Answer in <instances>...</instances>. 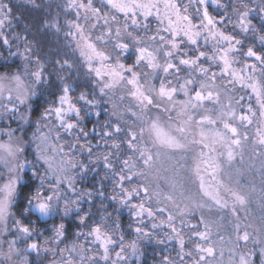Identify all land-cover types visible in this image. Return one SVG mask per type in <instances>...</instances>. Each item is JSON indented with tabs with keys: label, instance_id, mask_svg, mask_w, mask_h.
<instances>
[{
	"label": "snow or ice",
	"instance_id": "snow-or-ice-1",
	"mask_svg": "<svg viewBox=\"0 0 264 264\" xmlns=\"http://www.w3.org/2000/svg\"><path fill=\"white\" fill-rule=\"evenodd\" d=\"M211 3L231 13L217 19L208 0H65L74 16L61 24L57 14L44 28L63 31L70 55L49 62L27 29L5 31L13 7L0 0V264H32V253L50 256L48 264H129L139 261L140 242L153 239L179 246L177 260L160 264H223L226 249L227 264H254L250 241L264 264V215L249 232L239 212L254 187L245 190L236 166L251 149L264 176V27L250 19L254 11L264 19V0ZM80 72L88 87L72 82ZM245 96L255 109L242 110ZM91 116L99 133L87 127ZM98 167L112 181L110 197L103 184L79 187ZM95 195L129 209L135 239H125L103 201L98 220L82 211ZM73 216L87 231L69 240L65 220ZM31 217L52 220L50 234L25 223ZM145 217L160 233L146 230Z\"/></svg>",
	"mask_w": 264,
	"mask_h": 264
},
{
	"label": "trees",
	"instance_id": "trees-1",
	"mask_svg": "<svg viewBox=\"0 0 264 264\" xmlns=\"http://www.w3.org/2000/svg\"><path fill=\"white\" fill-rule=\"evenodd\" d=\"M229 1H224V4H228ZM35 4L39 5V7H35L30 0H11V6L13 7V19H12V31L14 33H20L21 35L25 34V29H27V34L29 35V39L34 40L38 47L39 52L43 55L46 60L49 62H53L55 59L64 56L66 53L70 55L69 50L65 47L67 41L64 39L63 31L59 34V37L51 30H46L44 28L45 21H50L54 16L59 14L61 24H63L65 18H72L74 13H65L64 11V4L65 0H35ZM208 10L209 13L216 18H219L221 15H224L227 12L225 8H217L214 7V4L208 3ZM229 13V12H228ZM253 24L259 25L261 28L264 27V24L259 22L260 18L258 16L253 17ZM258 27V26H257ZM253 40V37L250 35L245 40V43H249ZM3 51V49H1ZM15 63H19L18 58H14ZM3 63V61H0ZM12 63V61H9ZM0 70H3L0 68ZM51 70V68H50ZM53 81H55V76L52 77ZM75 85L79 87H88L85 83L84 74L83 72L80 73H73V81ZM58 86V82L53 86L52 91L55 90V87ZM254 101V99H252ZM248 101V100H246ZM242 104V101H241ZM255 103H253L254 105ZM96 119V120H95ZM107 119L106 114L101 115L99 117V124H103V122ZM97 118L95 116H91L87 120V127L90 130V125L94 124L99 126L96 123ZM100 128V126H99ZM97 139V137L95 138ZM94 139V140H95ZM104 172L105 170L103 167H98L96 171H89L87 175L84 177L83 185L87 190H92L93 186L96 189H100L101 185L103 184V191L106 197H110L112 192V181L111 179H104ZM110 176V173H109ZM103 201V206L107 207L109 213L112 214V219L118 218V222L121 225V231L123 232L124 236L127 240L135 239V233L133 225V217L127 211V207H120L119 205L115 204L110 198H102L98 195H95L91 202L88 201L86 198L83 202V210L86 213L90 212L92 214V220H98L100 215L104 214L103 206L101 204ZM23 208V205H19L17 208L14 209L16 212L17 218H20V212ZM25 223H28L29 220L32 222L33 227H35L38 231L45 230L47 227H50L53 223L52 220L48 221H36L35 217L31 218H24ZM89 221V223L92 222ZM198 223V217L196 218ZM67 225V230L69 234V240L72 239L73 233L79 231H87L86 228L78 225V221L72 217H68L65 220ZM132 227H129V225ZM48 232V231H44ZM140 256L139 261L137 258L132 260V264H160V261L165 257H169L171 259H177V252L176 246L170 243V246L167 244H163V248L165 252L162 250V244L156 245H149L146 246L144 242H140Z\"/></svg>",
	"mask_w": 264,
	"mask_h": 264
},
{
	"label": "rangeland",
	"instance_id": "rangeland-1",
	"mask_svg": "<svg viewBox=\"0 0 264 264\" xmlns=\"http://www.w3.org/2000/svg\"><path fill=\"white\" fill-rule=\"evenodd\" d=\"M225 0H222V3L224 2ZM226 1H229L228 3L232 2V0H226ZM188 0H183V3H187ZM208 3L209 5L212 4L211 3V0H208ZM214 7H216V5H214ZM251 7L255 8L256 7V4L255 3H252L251 4ZM190 10H194V9H190ZM227 12L231 13V9L229 8L227 10ZM261 13H259L258 11H254L250 17V19L252 20V23H253V17L254 16H258L260 18V21L261 23L264 24V19H261ZM218 19V18H217ZM155 24V22L153 21V25ZM255 26L258 28V29H261V27L259 25H256ZM5 31L7 33H11V34H16L12 31V22H11V27H8V28H5ZM250 35V33L248 34V36ZM11 38V37H10ZM21 49H22V44H21ZM0 51H2L0 49ZM12 51H15V48L12 49ZM20 62V61H19ZM129 63H131V61L129 60L128 61ZM238 96L239 95H244L243 92H240L237 94ZM254 99V98H253ZM248 100V101H246ZM248 103H251L253 105V103H255V99L254 101L253 100H249L247 96H245V99L242 101V110L246 112V108H247V105ZM257 106L256 104L253 105V108L255 109ZM96 120V119H95ZM96 127V133H99L100 132V128L99 126H96L94 124L90 125V130L93 128V127ZM255 130V125H253L249 131L250 132H254ZM95 135V134H93ZM97 139H93L92 142L93 144H97V143H100L102 145V141L99 140V137L96 136ZM91 138V137H90ZM101 150H104L103 148L101 149H95L94 148V151H101ZM236 166L238 168L241 169V171L243 172V183L245 184V190L248 191L250 190L249 189V185L253 186L254 187V191L251 192V196H250V204L248 205V209H247V212L241 210L239 212V215L241 216L242 220L244 223H247V224H252V227H250L248 229L249 232H253L255 233V230L256 229H259L261 228V216L264 215V208H262V197H264V176L261 175V158L260 157H253L251 155V149H248L245 153V159H244V163L241 165L239 163V158L237 159V162H236ZM165 175H170V173H164L162 172L161 173V177L165 176ZM111 176V174H110ZM84 180V179H83ZM83 180L79 182V187L81 188H84V185H83ZM158 182L162 188H164L165 190H167L165 184H164V180L163 178L159 179ZM87 190V189H86ZM86 199V198H85ZM85 201V200H84ZM81 202V208H82V211L85 212V210H83V202ZM128 209V208H127ZM129 213V209L127 210ZM86 213V212H85ZM131 215V213H130ZM199 214H197V217H198ZM132 216V215H131ZM245 216H247V219H244ZM133 217V216H132ZM72 218H74L76 220V218L73 216ZM213 219H215L216 217L213 216L212 217ZM57 220L59 218H56ZM231 219V217H226L225 218V221H224V224H225V229H224V234L226 236V238L228 237V235H230L232 233V228H231V224L228 223V220ZM133 225L136 226L135 222H134V217H133ZM145 223L148 225V228L146 230L148 231H155L157 233H160V229H156V230H153L151 228V222L147 219V217H145ZM191 223L193 224H196L197 221H196V218L195 219H191ZM177 224L179 225V221H177ZM79 231V230H78ZM164 231L167 232L169 231V229L167 227L164 228ZM184 233H185V240L188 239V235L190 234L189 233V229L187 227L184 228ZM50 233L49 232H44V236H47L49 235ZM8 239H11V236H8L7 237ZM118 238V237H117ZM160 238H163L162 234L160 236ZM41 240H43V236L40 237ZM72 239H74V236L72 237ZM126 239V237H125ZM127 240V239H126ZM141 242H144V244H146V246H149L151 244L153 245H156L157 243L155 242V240H144V241H141ZM170 243H172L174 246H176V249L179 251V246L178 244L176 243V241H166L164 244L167 246H170ZM142 245V244H140ZM139 245V246H140ZM64 245H61V247H63ZM163 244H162V250L165 252L164 248H163ZM190 247V245L188 246ZM248 249H254L255 251V255L252 257L253 259V262L254 264H262L261 262V257H260V251H259V245H253L251 243V241L249 242L248 244ZM117 251L119 250L118 248L116 249ZM136 257L133 256L131 257L130 261H129V264H132V260H134ZM30 261H32V264H39L40 261H43V264H48V260L51 259L50 256L48 257H45L43 255V253H41V255L39 257H37L36 253H32L29 257ZM178 259V257H177ZM175 259V260H177ZM188 258L185 257V260H187ZM227 260H228V252H227V249L225 250V255H224V258H223V264H227Z\"/></svg>",
	"mask_w": 264,
	"mask_h": 264
}]
</instances>
